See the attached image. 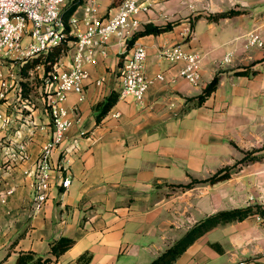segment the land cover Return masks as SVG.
I'll return each mask as SVG.
<instances>
[{"label":"crops","instance_id":"1","mask_svg":"<svg viewBox=\"0 0 264 264\" xmlns=\"http://www.w3.org/2000/svg\"><path fill=\"white\" fill-rule=\"evenodd\" d=\"M119 1L100 0L99 14ZM230 9L238 13L207 18ZM73 14L80 18L82 7ZM175 21L169 31L135 38L146 47L145 73L153 79L141 103L118 98L96 121V104L120 88L123 48L116 38L106 58L84 65L85 99L78 102L69 92L65 101L76 105L78 121L53 151L49 194L36 212L30 209L33 180L23 171L51 135L49 114L39 99L23 113L25 101H0V111L10 117L0 127V140L12 135L22 117L38 127L29 159L2 174L14 191L0 203V264H16L26 252L51 256L45 264H147L206 215L247 205L264 211V0H156L140 30L146 23ZM250 32L262 47L246 46ZM177 43L204 56L197 84L179 76L181 62L158 54ZM228 53L231 59L223 64ZM215 74L216 89L195 104ZM100 76L103 83L94 85ZM247 154L258 157L242 161ZM226 168L227 179L205 181ZM64 174L71 178L67 189L59 185ZM192 180L198 182L182 187ZM61 236L74 243L55 258L50 242ZM172 264H264V215L212 228Z\"/></svg>","mask_w":264,"mask_h":264},{"label":"built area","instance_id":"2","mask_svg":"<svg viewBox=\"0 0 264 264\" xmlns=\"http://www.w3.org/2000/svg\"><path fill=\"white\" fill-rule=\"evenodd\" d=\"M99 1L82 0L79 6L83 15L79 18L72 14L66 23L63 16L66 0H0V101L10 97L14 102L25 101L26 105L20 110L23 113L24 109L35 107L39 99L49 114L51 126V135L40 148L32 167L23 171L33 180L30 199L32 212L38 211L47 200L53 151L62 144L73 122L78 121L76 105L67 107L65 101L69 92L77 94L78 102L85 99L84 85L89 75L84 65L94 64L98 57L106 58L110 39L116 38L123 48L118 98L141 103L153 81L145 73L146 47L134 36L143 23L142 16L151 11L156 0H120L115 8L105 14H99ZM80 23L83 24L81 30L78 28ZM126 39L130 40L128 46H125ZM245 41L246 46H263L259 36L252 32ZM62 42H65L66 50L48 70L44 69L43 63H38L29 66L25 74L21 73V68L34 58L45 55ZM158 54L169 62H181L179 76L192 84L198 83L204 58L200 52L185 50L177 43L161 47ZM230 59L231 53H228L222 58V63L226 64ZM36 71L39 97H31V93L24 94L23 84ZM156 78L161 79L162 74H157ZM104 79L100 76L92 83L99 86ZM9 122V115L0 111V127L5 128ZM37 128V124L22 117L12 135L0 140L1 204L6 203L14 191L13 186L3 184L2 174L10 165L29 159L28 145ZM73 148L76 149L77 144ZM66 166L67 159L61 169L66 170ZM70 184V176L64 174L59 182L60 187L67 189Z\"/></svg>","mask_w":264,"mask_h":264},{"label":"trees","instance_id":"3","mask_svg":"<svg viewBox=\"0 0 264 264\" xmlns=\"http://www.w3.org/2000/svg\"><path fill=\"white\" fill-rule=\"evenodd\" d=\"M81 3H82V0H69L64 5L63 16H64L66 23H67V20L70 18V16L74 13V11L79 7ZM237 13H238L237 10L230 9L225 12L209 14L207 18L217 20L218 18L230 17ZM200 15L201 14L196 15V17H199ZM177 24H178L177 21L166 22L165 24H162V25L146 23L144 25V28L142 30H139L134 36V38H137L139 36L146 35V34L157 35L162 32L171 30L173 26ZM66 29H68V26H66ZM65 50H66L65 42H62L54 46L45 55H40L37 58H34L31 63H28L23 68H21V73L25 74L29 66H33L38 63H43L44 69L48 70L51 67V65L54 62H56L60 56H62ZM244 72L245 71H238L235 73L242 74ZM218 82H219V74H215L212 77V79L207 83L202 93L196 97L195 104L202 103L203 100L208 95H210L212 91L216 89ZM117 99H118V93L115 91H111L109 95L106 96V98L103 101L96 104L95 106V110L97 111L96 121H99L101 119V117L112 107V105L116 102ZM192 100L193 98H190L187 100V105L184 110L188 109V107L191 105L190 102ZM256 157L258 156L247 154L246 156L242 158V161L251 160ZM228 177H229V170L226 168L223 170H219L217 173L213 174L205 181L209 183H215L217 181H222L224 179H227ZM197 182L198 180H192L188 182L187 184L182 185V187L190 188ZM257 212L261 215H264V211L261 210L258 205H247L245 207L220 210L212 214L206 215L202 219L198 220L193 225H191L176 241H174L168 248H166L164 251L158 254L155 258H153L147 264H172L180 256V254L185 251V249L190 244H192L197 238H199L205 232L219 225H224V224H227L233 221L242 220L248 217L249 215H252ZM73 243H74V240L66 236H61L57 239L52 240L50 242V255H52L55 258L58 257L64 251H66L69 247H71ZM84 258L85 256H81L80 260L83 259V262H85L86 260ZM51 259H52L51 256L41 257V256H35L31 252H26L18 256L16 260V264H45L49 262Z\"/></svg>","mask_w":264,"mask_h":264},{"label":"rangeland","instance_id":"4","mask_svg":"<svg viewBox=\"0 0 264 264\" xmlns=\"http://www.w3.org/2000/svg\"><path fill=\"white\" fill-rule=\"evenodd\" d=\"M69 0H66V3ZM65 3V4H66ZM39 84V78H38V72H34L32 78L29 81H24L23 88H24V93L25 95L31 93V97H39V94L37 92V86Z\"/></svg>","mask_w":264,"mask_h":264},{"label":"water","instance_id":"5","mask_svg":"<svg viewBox=\"0 0 264 264\" xmlns=\"http://www.w3.org/2000/svg\"><path fill=\"white\" fill-rule=\"evenodd\" d=\"M129 43H130V40H129V39H126V40H125V46H128Z\"/></svg>","mask_w":264,"mask_h":264}]
</instances>
